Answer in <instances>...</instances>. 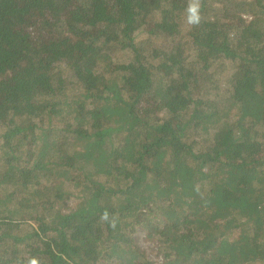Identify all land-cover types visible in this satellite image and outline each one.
Returning <instances> with one entry per match:
<instances>
[{"label":"trees","instance_id":"16d2710c","mask_svg":"<svg viewBox=\"0 0 264 264\" xmlns=\"http://www.w3.org/2000/svg\"><path fill=\"white\" fill-rule=\"evenodd\" d=\"M188 2L0 0V264H264V0Z\"/></svg>","mask_w":264,"mask_h":264},{"label":"clouds","instance_id":"9594fccd","mask_svg":"<svg viewBox=\"0 0 264 264\" xmlns=\"http://www.w3.org/2000/svg\"><path fill=\"white\" fill-rule=\"evenodd\" d=\"M187 13L186 23L192 26H198L201 22V0H189L186 9ZM102 220H109V213L105 211L102 216ZM113 227L115 226V219L111 221ZM27 264H40V261L36 257H32L27 261Z\"/></svg>","mask_w":264,"mask_h":264},{"label":"rangeland","instance_id":"374dc122","mask_svg":"<svg viewBox=\"0 0 264 264\" xmlns=\"http://www.w3.org/2000/svg\"><path fill=\"white\" fill-rule=\"evenodd\" d=\"M140 243L145 248H147L149 257H151L152 259H155L157 261H161V257L156 255L155 250L153 248V245L146 238L145 239L141 238Z\"/></svg>","mask_w":264,"mask_h":264}]
</instances>
